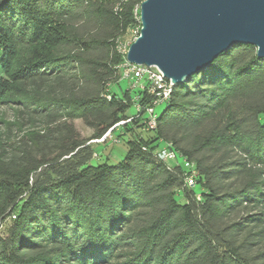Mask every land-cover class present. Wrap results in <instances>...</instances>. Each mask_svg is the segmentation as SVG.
<instances>
[{"label":"trees","instance_id":"trees-1","mask_svg":"<svg viewBox=\"0 0 264 264\" xmlns=\"http://www.w3.org/2000/svg\"><path fill=\"white\" fill-rule=\"evenodd\" d=\"M143 1L0 0V107L27 129L0 141V264H264V59L234 46L149 129L148 81L109 91ZM118 127L124 158L93 164L89 141Z\"/></svg>","mask_w":264,"mask_h":264},{"label":"water","instance_id":"water-1","mask_svg":"<svg viewBox=\"0 0 264 264\" xmlns=\"http://www.w3.org/2000/svg\"><path fill=\"white\" fill-rule=\"evenodd\" d=\"M128 63L157 68L172 86L209 67L236 45L264 59V0H145Z\"/></svg>","mask_w":264,"mask_h":264},{"label":"rangeland","instance_id":"rangeland-1","mask_svg":"<svg viewBox=\"0 0 264 264\" xmlns=\"http://www.w3.org/2000/svg\"><path fill=\"white\" fill-rule=\"evenodd\" d=\"M140 30L141 24L129 27L117 39L116 51L124 58V63L126 61L128 49L131 44H133L139 37ZM124 63L119 65L117 80L109 85V91L117 94H121L122 91H129L131 93V97L134 99L136 96V91L142 89L144 87V83L149 80H147L146 78L138 79L137 77H134L132 75L127 77L123 68ZM165 106L166 102L159 103L154 109V115H150L146 111L144 115V117L147 118L146 123H148L149 120L153 119V116L162 112ZM14 107L15 106L10 105L0 107V141H5V139L7 138H10V141H15L27 132V129L25 128L22 130L20 128L17 129L14 126V124L16 123V110ZM137 112V106L132 107L127 113V115L128 117L135 116ZM75 123L77 129L84 138L88 139L92 136V131L87 128L81 121H76ZM140 131H142V135H146V133L148 132L146 129H139L138 132ZM130 138V134H125V131L122 129V127H118L113 133L107 134L103 139L89 141V144L94 150L92 163L95 165L104 162H107L111 165L117 164L126 155V143ZM166 152L172 151L169 149L168 144L161 142L160 147L156 151V153H158L160 157H163ZM165 161L168 162L170 166L182 163L185 168L193 169V167L189 165L183 157L180 156L179 158L177 157L175 160L165 159ZM9 221L10 219H7L3 223H0L1 233L4 234L5 228L7 227Z\"/></svg>","mask_w":264,"mask_h":264},{"label":"built area","instance_id":"built-area-1","mask_svg":"<svg viewBox=\"0 0 264 264\" xmlns=\"http://www.w3.org/2000/svg\"><path fill=\"white\" fill-rule=\"evenodd\" d=\"M140 6L136 9L135 15L140 22V16L137 15L139 12ZM125 75L127 77L134 76L138 79L146 78L149 80L150 83V90L155 95L156 99L152 104V107L147 108V112L150 115H154V109L159 103H165L170 99L173 86L171 83L166 80V78L163 76V74L155 67L148 68L146 66H137L133 65L125 61L123 65ZM153 119L149 120L147 123L149 129H153L156 124V115L152 117ZM177 158V155L175 152H166L162 159L163 160H175ZM188 186H194L195 181L193 177H190L187 179Z\"/></svg>","mask_w":264,"mask_h":264}]
</instances>
